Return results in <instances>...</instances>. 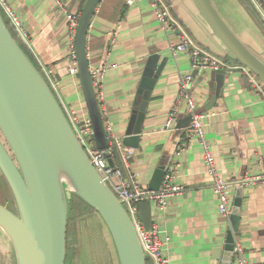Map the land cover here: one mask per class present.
I'll return each instance as SVG.
<instances>
[{
	"label": "crops",
	"instance_id": "obj_1",
	"mask_svg": "<svg viewBox=\"0 0 264 264\" xmlns=\"http://www.w3.org/2000/svg\"><path fill=\"white\" fill-rule=\"evenodd\" d=\"M61 1L73 13H81L86 2ZM128 1L102 0L89 30L90 65L106 66L99 100L105 122L111 124L114 135L123 139L150 55L168 57L148 105L142 149L135 148L131 167L139 183L148 187L155 169L166 160L170 170L176 172L174 183L184 188L172 197L166 215L151 201L150 210L144 211L152 226L158 225L170 236L172 264H221L230 220L219 213L200 141L186 130L177 129L178 121L189 115L186 102L179 105L175 129H165V122L177 102L182 76L191 73L195 76L191 92L198 107L216 113L205 123L220 176L227 181L242 180L264 171V86L259 88L257 76L246 72L220 47L192 0H164L177 23L176 31L162 27L151 0ZM213 2L233 31L264 59V0ZM10 4L23 23L25 34H17L20 44L39 70L54 71L60 103L89 116L79 75L69 73L72 40L65 11L54 0H10ZM113 35L115 43H111ZM183 35L231 67L224 70L222 95L212 108L215 75L204 74L201 82L205 70H194L189 54L171 49V42H178ZM203 37L211 45H206ZM195 71L199 72L195 75ZM4 178L0 170V181ZM240 187L243 200L235 239L241 251L233 264H241L242 260L264 264V186L231 187V207ZM143 209H138L140 215Z\"/></svg>",
	"mask_w": 264,
	"mask_h": 264
},
{
	"label": "water",
	"instance_id": "obj_2",
	"mask_svg": "<svg viewBox=\"0 0 264 264\" xmlns=\"http://www.w3.org/2000/svg\"><path fill=\"white\" fill-rule=\"evenodd\" d=\"M102 0H86L76 32L78 75L93 122L96 147H108L105 118L90 73L89 30ZM203 22L229 56L264 83V59L247 46L224 20L213 0H192ZM168 57L150 55L123 144L142 149L148 105ZM222 95L226 73L213 70ZM193 77H195L193 75ZM192 115L177 123L185 131ZM0 169L18 212L0 203V229L13 247L17 264H66L67 228L74 196L94 209L108 228L120 264H148L134 220L123 201L103 179L80 143L59 99L21 47L0 11ZM112 163V161H111ZM169 170L164 160L154 171L150 190L158 191ZM243 188L235 193L221 264H233Z\"/></svg>",
	"mask_w": 264,
	"mask_h": 264
},
{
	"label": "built area",
	"instance_id": "obj_3",
	"mask_svg": "<svg viewBox=\"0 0 264 264\" xmlns=\"http://www.w3.org/2000/svg\"><path fill=\"white\" fill-rule=\"evenodd\" d=\"M54 1L65 11L67 15L68 29L72 40L69 73L73 76H78L75 38L81 13L68 11L61 0ZM128 2L129 4H132L134 0H129ZM151 4L162 27L166 30L176 31L178 28L177 23L173 20L165 1L151 0ZM0 11L4 14V18L9 20L16 34H18L19 37L23 36L25 34L23 23L14 8L11 6L10 0H0ZM261 14L264 17V8L261 9ZM115 41L116 37L113 35L111 43H115ZM170 46L174 53L189 54L194 70H228L231 68L217 57L199 47L186 35L181 36L178 42H171ZM242 67L246 72L252 74L248 68L245 66ZM105 68V65H99L97 67H91L90 65V73L97 92L98 100L102 98L100 89L102 87ZM41 73L44 75L46 81L59 99L58 82L54 77V71L52 69L42 68ZM253 75L255 78L256 75ZM254 78L252 79L255 82ZM193 81L194 77L191 73H187L182 76L179 84L177 102L166 119L165 129L173 130L176 128V123L179 117V105L183 101L187 102V111L190 115H192V121L186 131L192 137L197 138L204 149L206 172L213 178V189L218 198L219 213L225 219L230 220L232 212L230 188L233 186L238 187L247 185L264 186V171L255 175L247 176L239 181H227L220 176V172L216 166L215 156L206 137L205 123L206 118H213L216 116V113L213 111H209L207 113L196 112L198 105L191 92ZM255 83L262 89V83ZM262 91L264 95V89H262ZM61 105L92 164L97 168L103 179L116 193L119 199L123 201L126 209L132 216L147 259L150 260L152 264H172L169 254L170 236L166 231H162L156 224L150 229H146L142 226L138 219V203L142 200L151 201L163 215H166L172 197L181 194L184 190L183 186L174 183L176 172L170 170L169 168L163 184L158 191L150 190L148 187L142 186L138 181V174L131 167V159L136 152L135 148L125 146L123 144V139L114 135L111 124L105 122L108 147L104 150H99L96 147L93 122L90 116L82 115L75 109L68 108L62 103ZM118 154L120 155L122 167L118 166L115 162V156ZM240 251V247L236 246L235 252L237 253ZM241 264H246V262L242 260Z\"/></svg>",
	"mask_w": 264,
	"mask_h": 264
},
{
	"label": "rangeland",
	"instance_id": "obj_4",
	"mask_svg": "<svg viewBox=\"0 0 264 264\" xmlns=\"http://www.w3.org/2000/svg\"><path fill=\"white\" fill-rule=\"evenodd\" d=\"M204 42L206 45H211L205 38ZM204 70V73H201V82H204L205 75H214L212 69ZM198 72L195 71V75ZM196 112L207 113L208 110L197 107ZM0 138L9 148L1 131ZM77 198L75 196V200L71 204L72 214L69 217L67 228V256L71 258L68 264H120L111 234L100 215ZM0 200L3 201L0 203L11 207L14 212H18L14 195L6 179L0 181ZM0 264H17L11 242L1 229Z\"/></svg>",
	"mask_w": 264,
	"mask_h": 264
},
{
	"label": "trees",
	"instance_id": "obj_5",
	"mask_svg": "<svg viewBox=\"0 0 264 264\" xmlns=\"http://www.w3.org/2000/svg\"><path fill=\"white\" fill-rule=\"evenodd\" d=\"M83 8V7H82ZM4 15V14H3ZM5 21H6V24L8 26V28L11 30L13 36L16 38V40L19 42L18 40V37H17V34L16 32L14 31V29L12 28L10 22L8 19L5 18ZM20 44V42H19ZM22 48H24L22 46V44H20ZM237 64H240L238 61L236 62ZM241 65V64H240ZM42 71V69H40ZM258 78V77H257ZM258 80L263 84L264 86V83L258 78ZM115 162L118 166L122 167V163L120 161V155H116L115 156ZM79 200H81L87 207L90 208V206H88L82 199H80L79 197L77 198ZM75 200V196H74V199L73 201ZM72 201V202H73ZM72 204V203H71ZM144 208L143 210H141V214H139V210H138V219L140 221V223L142 224V226L146 229H150L152 227L151 223H150V220H149V217H147V215L145 214L144 211H149L150 210V205H149V202L148 200H142L138 203V209H142ZM72 214V206L70 205V212H69V217L71 216ZM71 260V258L69 256H67V259H66V264H68V262ZM148 264H152V262L150 260H148Z\"/></svg>",
	"mask_w": 264,
	"mask_h": 264
},
{
	"label": "flooded vegetation",
	"instance_id": "obj_6",
	"mask_svg": "<svg viewBox=\"0 0 264 264\" xmlns=\"http://www.w3.org/2000/svg\"><path fill=\"white\" fill-rule=\"evenodd\" d=\"M1 139V138H0ZM2 140V139H1ZM2 142L5 144V142L2 140ZM6 145V144H5ZM7 147V146H6ZM1 170V169H0ZM2 172V171H1ZM4 176V175H3ZM4 181H5V179H4ZM2 184H3V182H1ZM0 201H2V200H0ZM3 202V201H2ZM5 205V204H4ZM8 208H10L11 209V207H9V206H7Z\"/></svg>",
	"mask_w": 264,
	"mask_h": 264
}]
</instances>
